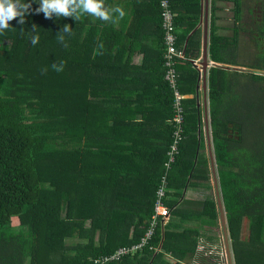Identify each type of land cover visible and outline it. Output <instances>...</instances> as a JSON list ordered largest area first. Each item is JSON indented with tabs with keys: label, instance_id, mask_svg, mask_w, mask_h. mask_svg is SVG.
Masks as SVG:
<instances>
[{
	"label": "trees",
	"instance_id": "obj_1",
	"mask_svg": "<svg viewBox=\"0 0 264 264\" xmlns=\"http://www.w3.org/2000/svg\"><path fill=\"white\" fill-rule=\"evenodd\" d=\"M253 1L255 42L264 56V0ZM38 2L32 0L23 24L15 17L0 30V264H100L102 257L143 238L166 174L164 204L173 216L195 204L180 202L186 186L213 189L197 102L182 101L183 134L167 169L177 130L170 101L169 120L157 131L148 117L154 84L136 86L117 64L135 48L134 32L146 13L162 44L165 78L161 0H101L108 20L90 14L57 18L55 12L45 17L35 11ZM222 2L233 4L235 23L243 21L244 0L211 1L210 58L240 65V30L247 29L238 23L232 37L220 34ZM169 3L177 47L185 55L175 65L178 88L194 95L200 78L194 61L201 56V0ZM117 7L122 17L113 11ZM65 24L69 32L63 31ZM247 67L264 72L262 61ZM208 83L213 155L234 264H264V75L212 67ZM149 127L167 132L165 156L153 179L140 176L137 159L132 160ZM131 134H136L134 147L127 146ZM196 204L207 225L217 226V198ZM166 227L164 232L157 228L140 254L105 264H159L166 254L180 264L196 253L199 230ZM74 238L81 242H68ZM156 247L161 252L156 254Z\"/></svg>",
	"mask_w": 264,
	"mask_h": 264
},
{
	"label": "crops",
	"instance_id": "obj_2",
	"mask_svg": "<svg viewBox=\"0 0 264 264\" xmlns=\"http://www.w3.org/2000/svg\"><path fill=\"white\" fill-rule=\"evenodd\" d=\"M211 1L210 0V10H209V45H210V25H211ZM245 2V1H244ZM125 3V2H124ZM225 3V2H224ZM230 3V2H227ZM230 11L232 13V16H228L231 18V24L225 25L224 22V16L223 13L225 12L223 2L218 3V6L220 7V11H218V17L219 20L217 21L218 26L220 27V34L222 36H230L232 37L234 35V28H236L237 24L240 23L241 28H246L241 26V22L235 23L234 18V12L233 10V4L230 3ZM204 15V2L201 0V18H200V25L199 28H202V42H201V56L199 59L194 61V66H196L200 70V78L197 84L196 88V94L186 95L187 98H195L197 102V109L199 112L200 117V132H199V138L201 140V137L203 135V141L206 146V152L207 155L209 154V138L208 133L206 131V123H205V98L207 97L208 101V110H209V127H210V135H211V141H212V132H211V119H210V102H209V72L212 67H218L222 69H226L229 71H237L241 73H264L262 71H257L250 69L247 67V65H251L247 62L242 61V51L239 52V58H237V62L240 65H226L222 63H216L210 58V52L208 47V72H207V96H205V92L203 89V78L201 73V66L200 63L202 62V48H203V24H201L202 17ZM146 20V21H145ZM140 23H142V26L138 28L136 32H134V46L131 51L132 52H125L123 59L119 63L118 66L121 68L120 72L121 74H124L127 79H130V77L135 78L136 86L142 85V88H147L150 85L154 84V105L152 108L148 111V117L150 119V125L153 126L157 131H160L163 127L162 121L165 119L166 124L169 120V117H167L169 109L167 108L169 101H170V112L173 109V99L172 97L169 100V96H171V93L169 92V88L166 85L165 78H164V68L162 66V59H163V49L162 44L158 39V35L154 33V29L152 28V16L148 14H144L142 18L139 20ZM247 32L240 30V36H239V49L241 48L243 37H246L245 40H247V37H250L249 41L246 44V47H250V45L256 46L259 54L257 57H261L262 53L259 49V44L257 43L259 37L256 33V26H251L250 28H246ZM255 29V30H254ZM254 31V33L252 32ZM253 33V36H252ZM252 37V38H251ZM257 41V42H255ZM254 54V53H252ZM255 55V54H254ZM252 58V55H251ZM234 68V69H229ZM263 75V74H260ZM124 81V77H120V82ZM126 81V79H125ZM124 81V82H125ZM170 94V95H169ZM169 107V106H168ZM138 118H141L140 115H137ZM166 116V117H165ZM162 126V127H161ZM149 132H144L141 134V138L138 142L139 145L142 144L143 148H138L142 146L134 147L131 143V141H135L136 134L129 135V143L127 144L128 147L133 146L136 150L140 149L141 151L135 152V155H133V159H137L136 167L135 169H140L139 175L143 176L145 174V177H148L150 179L155 178V172L159 167V163L163 156H165V145L164 141H166L167 138V132H150L152 129L151 127L148 128ZM213 146V143H212ZM214 151V147H213ZM199 150L198 153L199 154ZM136 153L139 154L136 156ZM196 154V155H197ZM210 158V156L208 155ZM211 167V163H210ZM212 172V171H211ZM169 177V176H168ZM147 178V179H148ZM140 179V178H138ZM211 184L213 186V189H207L205 187H192V186H186L184 190L181 192L182 196L180 199V202H183L185 200L189 202H194L195 204L193 206L187 207L185 205V212H182L181 214H177L175 216L171 215L169 222L166 224L160 225L158 228H161V230L164 232V230L167 228L166 225L169 223H173L174 225H177L179 229H175L176 232L182 231V229H196L199 230L198 233V247L197 251L194 255L189 256L185 261H180V264H216L217 260V251L213 252V249L217 250L222 245V241L224 242L223 238V229L221 226L220 216L218 225L211 227L207 225V219L202 217L199 214L200 208L199 205L196 204L198 202H202L208 198H213L212 193L214 192V197H216L215 187H214V180L213 176L211 178ZM180 206H183L180 204ZM179 206V207H180ZM178 207V208H179ZM187 208H189L187 210ZM219 211V210H218ZM208 228V230L206 229ZM212 233V234H211ZM163 242V241H162ZM161 242V243H162ZM225 245L224 243H222ZM210 247V253H205L204 247ZM151 249H153L151 247ZM156 251V254L161 252V247L154 248ZM226 249V247H225ZM226 252V250H225ZM140 254V253H136ZM134 254V255H136ZM133 256V255H132ZM222 258V257H221ZM220 258V259H221ZM210 259V260H209ZM210 261V262H209ZM178 262L177 259L172 257L169 254H166L163 258V261L159 262V264H175Z\"/></svg>",
	"mask_w": 264,
	"mask_h": 264
},
{
	"label": "built area",
	"instance_id": "obj_3",
	"mask_svg": "<svg viewBox=\"0 0 264 264\" xmlns=\"http://www.w3.org/2000/svg\"><path fill=\"white\" fill-rule=\"evenodd\" d=\"M162 7V19H163V30L164 35V60L166 74L165 79L168 81L172 88L175 96L173 103L174 117L172 121L176 124L177 130L174 133V141L171 145V149L167 155L169 160L166 163L167 169H171L173 162L175 161L176 154H178L179 143L182 138L183 129L181 124L184 121V109L182 101L188 96L183 95L178 88V72L176 69L177 60H183L185 58L184 52L178 49V33L174 26V14L171 10L169 0H161ZM168 175L162 178L161 187L157 191V200L154 206V213L149 221L148 229L143 238L137 244H133L129 247H123L117 250L113 255L102 257L100 264H105L111 261L122 259V257L133 255L136 253L143 252V250L150 246L153 237L155 236L156 230L160 225L164 224V220L170 216L171 212L169 208L164 204V197H166V185L168 183Z\"/></svg>",
	"mask_w": 264,
	"mask_h": 264
},
{
	"label": "clouds",
	"instance_id": "obj_4",
	"mask_svg": "<svg viewBox=\"0 0 264 264\" xmlns=\"http://www.w3.org/2000/svg\"><path fill=\"white\" fill-rule=\"evenodd\" d=\"M32 0L29 3H21V0H0V30L9 27V21L19 17L18 23L23 24L27 11L30 8ZM39 7L36 12L43 11L45 17H49L53 12L59 17H72L74 20L80 19L84 14H90L101 20H108L109 13L101 3V0H39ZM119 16L124 12L119 8L113 9ZM64 32H69V25L65 24ZM60 39H63L61 36ZM37 42V37L32 38V43ZM60 69L57 68V71Z\"/></svg>",
	"mask_w": 264,
	"mask_h": 264
},
{
	"label": "water",
	"instance_id": "obj_5",
	"mask_svg": "<svg viewBox=\"0 0 264 264\" xmlns=\"http://www.w3.org/2000/svg\"><path fill=\"white\" fill-rule=\"evenodd\" d=\"M203 2H204V15H203L202 20H201V24H203V48H202L203 58H202V62L200 63V66H201V73H202L201 77L203 78V84H204L203 89L205 92V96H207V89H208L207 88V72H208V65H209L208 47H209L210 0H203ZM229 69H234V68L229 67ZM260 74L264 75V73H260ZM205 123H206V131L208 133V138H209V154L208 155L210 156L211 171H212V176H213V180H214V187H215V192H216L217 205H218V210H219L221 226L223 229L224 244L226 247L229 264H234L232 249H231V245L229 244L230 238H229V232H228V227H227L226 212L224 209V204H223L221 190H220L219 178H218L217 168H216V160H215V155H213L214 151H213L211 135H210L209 110H208L207 97L205 98Z\"/></svg>",
	"mask_w": 264,
	"mask_h": 264
},
{
	"label": "rangeland",
	"instance_id": "obj_6",
	"mask_svg": "<svg viewBox=\"0 0 264 264\" xmlns=\"http://www.w3.org/2000/svg\"><path fill=\"white\" fill-rule=\"evenodd\" d=\"M245 1V7H244V12H243V21L241 22V26L242 27H246V28H250L251 26L253 27L254 26V23H255V17L254 16V13L252 11L255 10V6H254V1L253 0H244ZM230 3H223L224 5V13H223V16H224V24L225 25H229L231 24V18H229L228 16H232V13L229 12L230 11V6L229 5ZM257 15H258V12H257ZM252 38V37H251ZM246 37H243V41L242 42V45H241V48L240 51H242V61L243 62H247L251 65H254V64H257L258 62L261 63L264 62V56H261V57H257L259 52L256 48V46L254 45H250V47H246V44L247 42L249 41L250 37H247V40H245ZM254 53V54H252ZM251 55H252V58H251ZM260 55V54H259ZM212 196L214 198V192L212 193ZM171 216V215H170ZM170 216L167 217L165 220H164V224H166L167 222H169V219H170ZM18 224V221L16 219H13V225H17ZM208 230V228H206ZM212 234V233H211ZM69 243L73 242V243H79L81 241H79L78 239H69L68 241ZM222 243H224L222 241ZM222 243H220L222 246L219 247L217 250L213 249V252L217 251V260H216V264H229V260H228V255H227V251L225 252V245H223ZM205 249V253H210V247L206 246L204 247ZM222 257V258H221ZM221 258V259H220ZM234 259V258H233ZM210 260V259H209ZM210 262V261H209Z\"/></svg>",
	"mask_w": 264,
	"mask_h": 264
}]
</instances>
